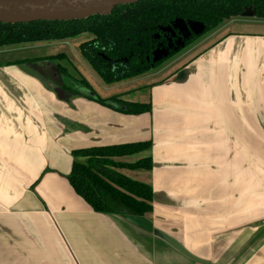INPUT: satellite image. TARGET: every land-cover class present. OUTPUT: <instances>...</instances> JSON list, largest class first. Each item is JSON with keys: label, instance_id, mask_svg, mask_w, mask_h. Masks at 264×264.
I'll use <instances>...</instances> for the list:
<instances>
[{"label": "crops", "instance_id": "1", "mask_svg": "<svg viewBox=\"0 0 264 264\" xmlns=\"http://www.w3.org/2000/svg\"><path fill=\"white\" fill-rule=\"evenodd\" d=\"M226 27L212 33L220 37L211 48L152 86L144 102L152 111L140 116L49 85L42 63L0 69V264H198L140 240L76 195L67 180L71 153L91 147L151 142L149 151L119 161L150 157L152 171L119 172L152 187L154 226L210 264H225L262 227L240 232L233 187L240 126L248 135L250 125L264 127V33ZM208 147L219 157L234 153V163L215 168L211 188ZM211 200L220 211L209 215ZM238 264H264V238Z\"/></svg>", "mask_w": 264, "mask_h": 264}, {"label": "trees", "instance_id": "2", "mask_svg": "<svg viewBox=\"0 0 264 264\" xmlns=\"http://www.w3.org/2000/svg\"><path fill=\"white\" fill-rule=\"evenodd\" d=\"M246 10L264 20L262 0H141L118 5L107 15L85 19L25 24L0 22V49L66 42L88 35L90 39L81 43L80 53L105 85L111 87L157 71L180 51L216 31L225 22L240 18ZM180 22L187 26L189 23L201 24L203 31L192 32L181 49L156 59L162 43H167L166 29ZM92 99L124 114L140 116L152 111L150 103L123 101L120 96L108 100ZM151 148L152 143L148 141L73 151L72 169L67 180L76 195L96 214L113 218L121 215V210H127L134 216H150L154 201L152 187L131 180L119 171L150 172L154 165L152 158L135 163H124L119 159L140 155Z\"/></svg>", "mask_w": 264, "mask_h": 264}, {"label": "rangeland", "instance_id": "3", "mask_svg": "<svg viewBox=\"0 0 264 264\" xmlns=\"http://www.w3.org/2000/svg\"><path fill=\"white\" fill-rule=\"evenodd\" d=\"M236 20H239L238 23H232ZM247 20L257 22L259 19L247 13L238 19L225 22L224 26H228L226 27L227 29L225 32L229 30V32L235 31L243 32L245 34L264 33V25H253V23H249ZM202 31L203 25L198 23H189L188 26L181 22L175 23L174 27L166 29L165 32V37L169 41L168 48L164 47L162 50H159L156 53L155 58L161 59L163 56H168L169 49L175 48V51H178L182 48L183 40H187L191 36L192 32L199 34ZM212 33L201 37L196 43L190 46L189 49L185 50L187 52L192 47L200 43L195 47V49H193L192 55L189 54L188 56L183 57L184 51L179 57L173 58L163 66L165 68L166 65L174 63V65L171 64L172 67L170 66V68L168 67L167 69H164V71L155 73L149 78H142L144 81L141 79L137 82L135 81L128 83L127 85H121V87L114 89L106 88L107 86L105 83L95 73L80 53L79 46L81 43L90 39L88 35L72 40L68 44L42 45L39 43H32L17 46L11 49L13 50L11 52L4 53L5 50L0 51V69L6 67L13 68L14 64L20 62L22 63L29 60H35L33 62H38V60L41 61V59L43 61L45 59L55 58L60 54H64L67 57V61L71 64L72 69L70 67L69 68L73 71V76L78 79H84L99 97L107 98L108 96H115L129 92L127 95H124L128 97V101L131 100L144 103L149 101L148 98L150 96V89L154 84L162 83V81L174 74L173 72L175 70L180 69L183 64L187 63L186 60L190 59L189 57H194L198 54L204 53L218 41L220 36L213 37ZM178 58H181V60L184 61L182 62ZM177 59L179 60L178 62L175 61ZM52 63L57 64L59 61ZM207 99L208 98L205 95H202L200 101L206 102ZM208 103H213V101L209 100ZM249 127L250 135L246 134V129H248L247 126H240V139L238 141L237 157L238 173L237 184H234L233 187V206L236 207L237 204L238 227L240 232L246 231L248 234H251L258 227L264 226V219L259 218L261 216V212L264 210V127L262 125H250ZM253 129L254 132H252ZM191 154L192 153H190V155ZM233 155L231 156L227 153V158L226 156L219 157L217 156V151H215L214 148H207L206 160L208 173L206 174V179L208 178V185H210L208 186L209 188L214 187L215 183L219 181V177L217 178L218 174H214L215 168L219 166L226 167V162L229 164V161L231 162V160H233L234 163ZM203 158L204 157L201 156V161ZM213 202L214 201L211 203L207 202L205 206L207 208V214L209 215L216 213V210L220 211L219 208L215 207ZM214 229L216 228L214 227ZM104 235L107 236L105 233Z\"/></svg>", "mask_w": 264, "mask_h": 264}, {"label": "water", "instance_id": "4", "mask_svg": "<svg viewBox=\"0 0 264 264\" xmlns=\"http://www.w3.org/2000/svg\"><path fill=\"white\" fill-rule=\"evenodd\" d=\"M139 1L141 0H0V22L25 24L49 20L85 19L93 15H107L118 5ZM247 13L254 16L251 10H246L242 16ZM113 219L134 230L140 240L152 243L157 249L171 250L198 264H210L190 252L176 238L156 228L152 220L147 217L134 216L127 210H121V215L114 216ZM263 238L264 226L257 229L225 264H238Z\"/></svg>", "mask_w": 264, "mask_h": 264}, {"label": "flooded vegetation", "instance_id": "5", "mask_svg": "<svg viewBox=\"0 0 264 264\" xmlns=\"http://www.w3.org/2000/svg\"><path fill=\"white\" fill-rule=\"evenodd\" d=\"M74 40H76V39H74ZM70 41H72V40H70ZM70 41L52 43V44H48V45L68 44ZM183 43H184V40H183ZM162 45H163L162 48H164V47L168 48L169 41L167 40V43H162ZM187 49H189V48H187ZM0 51H4V50L0 49ZM8 51H13V50L8 49ZM173 51H175V48L169 49L168 55L171 52H173ZM184 51H180L174 58L179 57L180 54L183 53ZM60 55H64V54H60ZM60 55H58V56H60ZM33 61H35V60H29V61H25V62H22V63L20 62V63H17L15 65H17V66L31 65L33 63H42L44 61L42 63V80L46 81L49 85L60 87L63 90V92L68 94V95L78 96V97H81V98H83L85 100H88V101H94L92 98L108 100L110 98L120 96V98L123 101H127V100L124 99L125 98L124 95H127V93H123V94L115 95V96L112 95V96H108L107 98L99 97L84 79H78V78L73 76L74 75L72 73L73 71L70 70L71 64L67 61V57L66 56L63 59L56 58V59H53V60L45 59L43 61L41 59V61L38 60V62L37 61L33 62ZM55 61H59V63H57V64L52 63V62H55ZM160 69H162V67ZM160 69H158L157 71H159ZM157 71H152L149 75H147L145 77H142V78H149V77L153 76ZM142 78H139V79H137L135 81L141 80ZM135 81H131V82H128V83H132V82H135ZM128 83L121 84V85H127ZM121 85L111 86V87L106 85L107 86L106 88L107 89H114V88H117V87H121ZM135 103H139V102H135Z\"/></svg>", "mask_w": 264, "mask_h": 264}]
</instances>
